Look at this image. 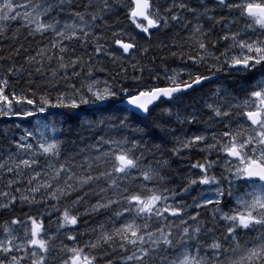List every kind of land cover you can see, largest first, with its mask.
Returning <instances> with one entry per match:
<instances>
[{
	"label": "snow or ice",
	"instance_id": "1",
	"mask_svg": "<svg viewBox=\"0 0 264 264\" xmlns=\"http://www.w3.org/2000/svg\"><path fill=\"white\" fill-rule=\"evenodd\" d=\"M0 264H264V0H0Z\"/></svg>",
	"mask_w": 264,
	"mask_h": 264
},
{
	"label": "trees",
	"instance_id": "2",
	"mask_svg": "<svg viewBox=\"0 0 264 264\" xmlns=\"http://www.w3.org/2000/svg\"><path fill=\"white\" fill-rule=\"evenodd\" d=\"M193 155H192L193 160L199 159V156L195 157V154H193ZM181 165H182V163H177V164H173V167L174 168H181ZM182 168H183V165H182Z\"/></svg>",
	"mask_w": 264,
	"mask_h": 264
},
{
	"label": "bare ground",
	"instance_id": "3",
	"mask_svg": "<svg viewBox=\"0 0 264 264\" xmlns=\"http://www.w3.org/2000/svg\"><path fill=\"white\" fill-rule=\"evenodd\" d=\"M194 156V155H193ZM181 167H182V165H181Z\"/></svg>",
	"mask_w": 264,
	"mask_h": 264
}]
</instances>
